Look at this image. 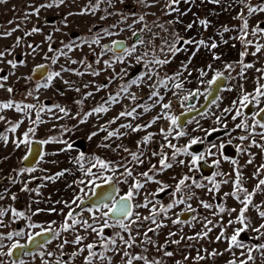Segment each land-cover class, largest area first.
I'll use <instances>...</instances> for the list:
<instances>
[{
	"label": "snow or ice",
	"instance_id": "6c2138e0",
	"mask_svg": "<svg viewBox=\"0 0 264 264\" xmlns=\"http://www.w3.org/2000/svg\"><path fill=\"white\" fill-rule=\"evenodd\" d=\"M106 2L110 8H115L117 4L125 5V11L128 12L125 15V11H115V12H107L105 16H101L100 19L104 20L107 19L108 16H117L119 17L116 23L110 25L109 28L101 29L100 33H97L95 37L91 39L89 42L88 40H83L80 43H62V47L60 49H56L53 47L52 40L53 37L51 34L46 35L45 39L48 42L47 45V53L44 56V59L50 61L51 65H57L58 61L61 57H67L68 52L74 50V48H80L82 44H87L89 48L92 45H101V40L103 37L114 36L118 33L113 31L112 29H116L120 24H126V28H120V31H125L127 29H131V37H135V41L129 46L126 41L123 40H113L111 45H101V53L100 56H103L107 52H112L114 59L110 60H101L100 57L97 58L96 64H104V68L96 70L93 69L91 63H87L86 60H70L71 64H82L85 66V69L88 74L92 76H99L102 71H105L109 68H112L113 64L116 62L125 63L127 58L134 57L137 64H143L145 71L142 74L137 75L134 79H129L126 81L125 84L120 86V90L115 94H109L108 97L102 100L97 106L93 107L90 111L81 113H76L72 115L70 113V109L61 106L59 104H54L52 106H46L42 103L40 104H31V103H20L16 102L14 99H7L4 101H0V121L5 122L8 127L3 131L0 132V142H3L7 145L11 142L14 145V148H20L21 145H24L27 148V153L22 159L27 161L29 159V155L35 154L39 155L40 160H44L45 156L47 155H58L60 152H68L74 150V143L68 139L61 138L64 136L65 133H71L74 129H76V125L72 126H61L60 136H49L46 139H33L37 135V128L39 124L44 123L41 118L42 113H51L52 116L56 119H63L67 117L68 119H77L79 124H85L89 117L91 116H99L100 114L107 113L111 105L119 103V98L121 93L127 94L128 98L133 102V107L125 108L122 110L118 116L114 117L112 120L108 121L104 125H100L98 127V131H92L87 135V139L89 141L93 140L99 132H106V135L103 137L104 143L98 145V147L102 148H111V145L107 143V141L113 138H120L124 135L128 134V131L135 133L141 130H144L148 127H151L158 119H164L169 122V127L167 129H161L160 134L164 137V140L167 141L166 144L161 145V151L158 153L153 151L151 154L152 156H159V168L156 165H152L147 171L138 173L137 176H134L133 173L135 171L134 167H130L129 164H143L145 156V147L149 144L154 134L148 133L145 135L140 141H137L136 147L137 151L133 152L130 151L125 145L118 144L116 145V149H123L124 152H128L131 161L125 163L121 162L116 166H111L112 162H106L104 159H101L99 156H94L89 158V167L85 169V166L82 161H85V154L80 152L78 156L74 158V162L78 164L81 171H83L86 177H89L87 180L79 179L78 181H74L73 184L75 185H83V187L79 188V191L84 193L85 197L91 199V197H97V200L93 203L92 207L87 208V211L91 214L90 219H84L80 217L79 219L77 216L79 215L76 211L77 208H81L84 204V199H82L79 195L74 196L71 202L68 201H58L57 203H63L64 207L68 209L67 213L64 215L63 223L59 226V231H57L53 225L56 223L55 221L49 222L46 227H42L36 223H29L28 228L35 229L40 228L38 232H29L27 233V240L31 243L36 240V237L48 235V239H46L43 243L38 244V247L43 249L47 244H50L52 240L57 239L61 236L64 232H75L77 228L82 229L85 232H89L90 234H95L96 237H99L98 241H93L91 243H85L87 240L86 236L75 234L74 239L69 241L67 239H63L62 242L57 246L60 250L59 257H56L55 264H70L68 261H64L61 259L63 257V249L65 245L72 244L77 246V250L71 253V257L75 258L76 256L80 255L81 253L87 252V255L83 257V264H95V261L99 259L101 264L103 261L107 260L108 264H112V258L107 256L106 253L114 252L121 256L123 264H164L162 259L156 258H149L146 253L148 251L147 248H143L142 252L137 254L132 251L133 248L138 247L140 245H153L157 252H161L164 257H173L175 255L174 252L166 250L167 245L176 244L179 245L182 240H200L208 238L209 233L213 230V227L216 225L212 220H209L207 217L204 218V228L200 233L195 234L194 236H180L179 239H171L175 237L177 233L169 232L168 236L169 239L165 242V244H157L150 236L149 233L157 232L158 229L161 227H165L166 225L163 224L161 220H158L157 217L164 216L167 217V213L172 210L177 205H186L185 211L189 212H196V209L192 207L191 201L194 198V194L191 192L193 187L195 188H203L205 185L197 182L191 176L185 174L180 177L175 186L174 190L170 193L172 196V201L167 205L160 204L158 201H155V197L160 193L165 192L170 186L164 184L162 181L155 179V175L170 169L174 166V164H179L181 166H185L188 168L189 172L196 169V166L200 161L205 160L207 156H215L216 152H213V149H216L217 152L220 153L221 156L225 160L229 159L227 156H224L223 150L226 147L224 142L219 143V145L212 143L210 146L203 152L196 154L190 149L197 144L204 143V139L198 136H190L188 139L187 144L182 147L177 146L176 144L171 143L169 137L172 139H178L180 137H185L188 135L182 126H181V117L171 114L172 109V102L169 100L168 102L165 101V96L162 95L158 90V88H165L168 91H171L172 95L177 97L178 100L181 102V107H185V103L193 99L194 97L204 96L205 100L209 97L214 95L215 91H219V81L222 79H235L234 77H225L224 72L222 71H215L214 75L210 79H204L208 76V72L202 69H196L198 72L197 84L204 85L203 92L200 91L198 87L196 90H187L185 89V83L190 82L187 81L185 73L187 76H191L192 72L188 69V64L191 63V59L196 55V51H199L201 48L207 49L209 52L212 53L213 60H220L221 57L217 55L213 50L218 48V43L209 37L207 40L205 39H196L192 37L186 38L185 36L181 35L179 31L175 30L176 24H182L183 21L180 17H183L188 14V10L181 11L179 5L181 3L184 4H191L192 0H165L162 11L165 16H171L173 13L176 14V18L173 20H168L164 23H160L158 20L153 21L152 26L150 27L146 23L145 16L146 14L137 16L134 11H128L126 0H96L95 4L89 3L84 9H81L77 13L69 12L67 16L61 21L65 27L68 26V17L73 15H86L89 12L93 15L96 14L97 10L100 8L101 3ZM137 4H141L144 7H155L160 4V0H152L151 3L148 0H135ZM223 0H201V3H209V4H222ZM237 4L243 6L246 9V14L248 17L254 16L258 13H264V2L253 5L249 3V0H235ZM7 3V0H0V4ZM66 3V0H49L47 3H42L39 5H31V11L25 13L24 20L28 21L31 17L35 16L39 19V15L42 9H52V8H59ZM155 15V13H152ZM195 16V13H193ZM131 18L132 23L127 24V20ZM235 19L241 20L242 24L239 27V36L237 37L244 50L240 52V60L234 63H225L224 69L229 73L234 69L235 65L238 64L240 67V71L238 72V77L241 79L246 78L245 73L247 69L253 67L252 63H245L244 58L249 55L248 48L254 47L255 51L251 52L252 56H255L257 53H260L264 50V43H260L254 41L250 37H264V27L258 22L255 26L250 28L249 20L246 18L245 13L243 11L239 12ZM11 24L12 21H9ZM199 24L204 29H207L211 25V21L207 18H196L192 22L187 23L184 25V30L187 32L196 24ZM134 24H141L142 27L139 30L133 29ZM170 26V27H169ZM153 27L160 29L162 32L167 33L166 36H161L159 32H153ZM19 30V25L17 27L12 28L11 31H6L0 35L3 37H8ZM54 31H61V29L57 26L54 28ZM91 31V29L89 30ZM230 29L228 26H223L222 31H218L217 35H220L222 38V34L229 32ZM42 28L39 26L34 25L30 31H25L24 36H33L34 34L41 33ZM147 35V39L145 38ZM131 37L129 39H131ZM23 37H16L15 44L12 46L11 49H4L0 51V63H6L10 66L11 69H17L20 66H24L26 64V59H7L8 56L14 57V49L19 48L21 46ZM159 40L160 44L157 46L155 41ZM227 43L228 41H223ZM192 46L196 49L192 53V57L189 58L187 63L181 64V70L177 71L173 74H168L165 72L164 76H160V72L163 71L164 67L170 63L172 60L181 52L187 51L188 47ZM235 45H233L234 47ZM27 49L31 50L29 54H35L37 49L40 48L39 45H33L28 43L26 45ZM143 47L144 51L142 53L139 52V49ZM65 49L67 51H65ZM94 51V49H93ZM50 53L51 55H48ZM132 65H129L131 67ZM208 68H212L213 66L209 64ZM46 69V65L38 64L33 69V72H37L40 70ZM3 69L0 68V73H3ZM257 72H264V69H256ZM69 72L76 76H83L85 75V71H81L78 69L66 67L64 65H60L59 71H48L47 76L45 78V82L38 83L36 85V91H39L41 88H49L52 86L54 79L61 78L62 73ZM127 69L122 68L119 74H115L114 76L108 77V84L112 83L113 80L118 75L121 79L126 76ZM11 75H15V72H12ZM156 77L154 83H150L148 87L151 89L150 95L148 97L149 100H152L153 103L151 105H139L135 102L137 101V95L135 93L130 92V88L132 86L141 87L142 84L147 81H152L153 77ZM17 79H21V77H17ZM23 79L31 80L32 77H23ZM9 80V74H0V89L5 90L9 94L14 92V88L7 86V82ZM65 85L76 92H81V88L76 85L74 81L64 80ZM108 84H100L95 85V91L99 92L102 89H106ZM89 84H84V88H88ZM241 95L239 100H233L231 108H224L223 112L225 114L233 113L231 115V119L236 121L238 117H244L240 120L239 123H236L235 129H239L241 131L247 132V135H240L238 139L243 142L249 140L250 138L259 135L262 139H264V131L257 133L255 129L258 127L264 130V121L257 119V117L264 114V107H260L258 111L252 113L251 115V123L248 122V117L245 116L243 109L249 107L252 104L259 106L261 103H264V84H259L255 88L253 93H248L243 85H240ZM232 89L229 88L228 91ZM28 96H33V92H27ZM63 95V93H61ZM94 96V93L89 91L84 94V99L88 97ZM38 100V97H34ZM84 99L76 100L75 103L77 105H82L84 103ZM221 99L220 96H215V98L211 101L213 105L217 103ZM157 105L160 106L162 113L158 114L156 117H153L152 121L148 124H136L133 126L132 123L121 124L119 128L110 130L109 125L116 123L122 117H129L134 119L139 118L140 113L137 112V108H143V112H148L151 108L156 107ZM207 107V105L205 106ZM6 110H14L17 113H22L28 119H30L31 125L27 128L25 132L22 133L21 136L16 137L10 140L9 133L16 134L17 130L20 128L21 124H23V120L19 121H11L9 120L3 113ZM55 110V111H54ZM188 111L196 110V106L193 104H187ZM35 113V118H31V114ZM56 112L62 115H56ZM205 115V113H202ZM192 121H189L191 123ZM197 125L199 126V121H196ZM215 123L222 125L223 129L227 130L228 125L224 122V117L217 115L215 116ZM121 129H127L128 131H121ZM78 130V129H77ZM203 130V129H201ZM196 131V129H193ZM206 136H210L213 132L220 131V129L213 127L209 130H204ZM225 135H230L227 131ZM33 144L40 146V149L37 151L33 148ZM49 144H59L63 145L57 152H45L43 150V146ZM232 144V139H228L227 145ZM250 147H257L264 150V144L257 143L255 139H251ZM167 147L172 149L171 156L163 151V149ZM116 149H112L115 151ZM236 151L238 153H243L246 151L241 145L236 146ZM179 156H186L190 157V161L186 162L184 159H178ZM52 163H57V161H52ZM213 165L219 166V160H213ZM233 165H237L236 160H231ZM247 163L251 164L252 159H249ZM97 169V172H93V169ZM118 168H122L123 171L118 173ZM264 170V165H260L257 168L255 176H259ZM36 168L33 167H22L19 169L20 173H32L35 172ZM67 169L62 171L56 172L54 175L44 177V179L49 181H55L56 179L63 177L67 172ZM235 172V181L233 182V191L230 193H224V197L232 196L236 199L242 206L240 207L237 215L233 218L231 217V213L236 212L235 208L227 209L224 205H216V211L213 212V215L220 216L222 220V214L227 212L230 216L229 220L227 221V226L232 225H239V227H235L233 232L230 236L225 235L226 227L223 224H220L221 231L219 235L215 237L216 241H220L222 239L227 241L228 247L225 249L226 252L233 253V259L227 261V264H248L249 261L254 260V256L252 255L253 250L260 251L264 250V244H258L254 246L247 245L242 239L241 236L245 234L248 230H251L258 234L257 238L264 237V223L259 224L258 226H254L251 219L246 215L249 208H255L258 212V215L261 219H264V209H261L259 205L253 203V196L256 194L257 191H264V179H259L258 183L253 189L252 192H249L247 188L243 186V177L242 173L238 168H234ZM105 173H111V175H105ZM117 175L119 179H117ZM226 175L224 173L215 172L213 173L212 177H208V180L211 182L212 187L209 188V192L218 191L220 189L221 183H228L227 180H223L221 182H217L214 177ZM129 179H131V183L128 185V190L124 194L120 195V189L117 187L118 183H128ZM175 179V178H174ZM191 181V183H189ZM11 182L14 184L16 180L11 178ZM99 182V183H98ZM148 183H156L159 185L158 189L154 193H145L144 194V203L142 204H134L135 197L140 195L141 190H143ZM103 184H107L110 186L111 191L109 192H97V189L101 188ZM72 185H69L71 187ZM90 188L91 195L85 191V189ZM21 191L25 192H38V189H32L28 187V184L25 183L24 186L21 188ZM8 192V189L4 190V193H0V200L5 198V193ZM151 196L153 199H149ZM13 200H16L17 197L13 193L11 195ZM110 201V203H109ZM155 201V202H154ZM72 205L76 207L73 208ZM149 205L151 207L149 208ZM201 205L205 209L211 210L213 205L204 201H201ZM134 208H149V215L144 216L141 218L138 212L134 211ZM43 209L37 208L32 215H37ZM51 212L57 211L54 207L49 209ZM63 212V209L60 210ZM11 213L12 217L21 218L25 216L24 212L17 211L15 208H0V228L7 227L4 224L3 217ZM177 218L172 219L173 224L179 223H187V221H181L179 219V214H176ZM28 219H31L28 217ZM193 221H198L197 216L192 217ZM142 221H150L151 225L155 227H148L143 233V239L138 243V237L141 235L139 231H137L136 235L132 234V227L139 222ZM212 225L213 227H209ZM119 227L121 232H117L112 237L105 236V229ZM121 233H127V237L122 235ZM25 232L20 231H11L7 232L6 234L0 233V241L7 239L9 241H13L14 237H24ZM119 242V243H118ZM4 245L0 243V248H3ZM28 248V244H21L19 240H15L11 243V246L8 247L7 252L0 251V257L8 256L12 258L16 256L15 250H20V255H34L32 252L26 251ZM100 248L103 251H96L95 249ZM233 249H240V255L236 256L233 252ZM246 250V251H245ZM207 252V250H205ZM45 255L47 257H54L56 254L48 251V252H39V256L41 257V264H51L50 260L44 259ZM218 255H222L219 251L213 250L212 252L208 253V257H215ZM241 257H246V259H242ZM207 257L205 255L197 253V256L194 258L196 261L205 260ZM185 261L192 259L190 256L185 255L183 257ZM0 264H5L4 261H0ZM11 264H25L23 259H12ZM176 264H182L181 261L177 260Z\"/></svg>",
	"mask_w": 264,
	"mask_h": 264
},
{
	"label": "rangeland",
	"instance_id": "374dc122",
	"mask_svg": "<svg viewBox=\"0 0 264 264\" xmlns=\"http://www.w3.org/2000/svg\"><path fill=\"white\" fill-rule=\"evenodd\" d=\"M49 0H7V3L0 4V34L11 31L12 28L17 27L19 25V30L13 32L11 36L3 37L0 35V51L8 48L11 49L12 46L15 44L16 37L20 36L23 37L21 46L19 48L14 49V57L8 56L7 59H26V64L24 66H20L17 69H11L9 65L6 63H0V68L4 70V74H9V80L7 82V86L13 87L16 90L15 94H9L5 90L0 89V100L10 99L11 97L16 101L21 102H34L38 101L43 103L47 102L46 104L52 106L54 104H59L70 109V113L75 115L76 113H81L86 111H90L93 107L97 106L99 103L108 97L109 91L113 88L115 83V79L112 83L108 84V77L113 75L112 68H109L105 71H102L99 76H92L87 73L85 66L82 64H71L70 60H86L87 63H91L93 69L99 70L104 68V64H96V60L98 57L100 59L106 60L107 58L103 55L100 56L101 53V45L104 43H110L114 38H129L131 37V29H127L125 31H120V28H126V24H120L117 26L116 29H112L113 31L117 32V35L108 37L105 36L101 40V45H92L91 48L87 44H82L80 48H74L73 51L68 52L67 57H61L58 61L57 65H51L50 61L44 59L45 54L47 53V45L48 42L46 41L45 37L48 34H51L53 37L52 44L53 47L56 49H60L62 47V43H80L83 40H88L89 42L93 37L96 36L97 33L101 32V29L109 28L110 25L116 23L119 17L113 15L108 16L107 19L101 20V16H105L107 12H115V11H125V5L117 4L115 8H110L106 2L101 3L100 8L97 10L96 14L93 15L90 12L86 15H73L68 17V26L65 27L61 21L64 19L65 16L69 12L77 13L81 9H84L89 3L95 4L96 0H66V3L59 8H52V9H42L39 15V19L33 16L28 21L24 20L25 13L31 11V5H39L42 3H47ZM149 3L152 0H148ZM165 0H160V4L155 7H144L141 4H137L135 0H126V5L128 11H134L137 16L146 14L145 19L146 23L151 27L153 21L158 20L160 23H164L168 20H173L176 18V14L173 13L171 16H165L162 11V7ZM264 2V0H249V3L253 5H257ZM181 11L188 10V14L180 17L183 21L182 24H176L175 30L179 31L181 35L185 36L186 38L192 37L196 39H205L207 40L209 37L214 39L218 43V48L213 50L217 55L221 57L220 60H213L212 53L209 52L205 48L199 49L196 51L194 47V51L197 54L200 52L205 53L201 56V60H205L208 64H211L213 67L209 70L210 72L214 73L215 71L222 70L228 77H234L235 79H231L230 85L224 91L225 99L229 103L233 100H239L241 95V90L238 86V72L240 71V67L238 64L235 65L234 69L229 73L225 71L224 65L225 63H234L240 60V52L244 50L240 40L237 38L239 36V27L242 24L241 20L235 19L237 14L241 11L245 13L246 18L249 20L250 28L255 26L258 22L264 21V13H258L254 16L248 17L246 14V9L243 8L242 5L237 4L235 0H223L222 4H209V3H201V0H192L191 4H184L181 3L179 5ZM134 9V10H133ZM155 13V15H152ZM195 13V16L193 15ZM128 12L125 11V15ZM47 17H53L52 20L47 21ZM207 18L211 21V25L209 28L204 29L197 23L193 29L189 31L184 30V25L189 22H192L196 18ZM9 21H12L10 24ZM132 19L129 18L127 20V24H131ZM39 26L42 28L41 33L34 34L33 36H24L25 31H30V29L34 26ZM101 25L95 31H92L93 26ZM59 27L61 31L57 32L54 31L55 27ZM223 26H228L230 31L223 33L222 38L220 35H217L218 31H222ZM142 27L141 24H134L133 29L139 30ZM170 27V26H169ZM91 29V31H89ZM153 32H159L161 36H166L167 33L162 32L160 29L153 27ZM72 33H77L76 36H70ZM147 39V35L145 37ZM254 41L264 43V37H250ZM228 41L224 43L223 41ZM31 43L33 45H39L40 48L37 49L35 54L31 53L30 49H27L26 45ZM156 45L160 44L159 40L155 41ZM233 45H235L233 47ZM94 49V51H93ZM190 49V46H189ZM205 49V50H204ZM204 50V51H202ZM65 51H67L65 49ZM144 48L141 47L139 52L142 53ZM255 51L254 47H249L247 55L244 58L245 63H252L253 67L246 70L245 77L243 80L246 82V87L248 88L247 92H252L253 83L257 81V79L261 82L264 81V72H257L256 69H264V50L260 53H257L255 56H252L250 53ZM185 53L187 51L179 53L173 60L172 63L166 65L163 71L170 69L173 65L177 67L180 66L178 61H182L181 55L185 57ZM107 54V53H106ZM191 54V53H190ZM48 55H51L48 53ZM184 60V59H183ZM126 62L129 65H132L130 68H133L137 65L134 57L127 58ZM202 62V61H201ZM48 63L50 65V71H59L60 65H64L66 67L78 69L81 71H85V75L83 76H76L69 72L62 73V79L56 78L53 81V84L49 88H41L39 91H36V85L38 83H34L32 80L23 79V77H28L32 67L34 65ZM200 62H197V58H195V62L191 65L189 64V68H194L195 70L199 66ZM142 65L139 74H142L145 71L144 65ZM180 68V67H179ZM127 69V66L125 67ZM168 71V70H167ZM12 72H15V75H11ZM1 74V73H0ZM138 74V75H139ZM17 77H21V79H17ZM64 80L74 81L77 86L81 88V92H76L68 87V85L64 84ZM45 82V80L43 81ZM42 82V83H43ZM236 82V84L234 83ZM152 83V81H145L141 87L132 86L131 92L137 95L136 104L139 105H151L153 103L152 100H149L148 97L150 95L149 91L151 90L148 85ZM84 84H89L88 88H84ZM100 84H108L106 89H102L99 92L95 91V85ZM231 88V91L228 89ZM250 89V90H249ZM32 91L33 96H28L27 92ZM93 92L94 96L88 97L84 99V94L87 92ZM63 93V95H61ZM165 96V101L168 102L169 100L172 102V109L171 114H174L181 107V103H174L175 96L172 93H162ZM121 95L119 98V103L113 104L110 106L109 111L104 114H100L99 116H91L89 117L88 121L85 124H79L77 119H68L67 117L63 119H56L52 116L51 113H42L41 118L44 123L39 124L37 128V137L43 139L48 138L47 136L56 135L59 136L61 132V126L67 125L72 126L76 125V129H74L71 133H65L63 137L64 139L73 140L78 138L82 140L83 149L77 148L74 144V150L68 152H60L57 156L59 158H53L55 155H47L45 156L44 160H40L38 163V168L35 172L30 173V180L34 177H38L42 175L43 170H40L41 167H65L68 171L65 173L63 177L56 179L55 181H49L44 179L43 183L44 186L48 184H52L53 182L63 183L64 189L66 192L68 189H72V192L77 190V187H83V185H75L73 184L74 181H78L79 179L87 180L89 177H86L82 171V175H79L81 169L79 168L78 164L74 162V158L79 155L78 149L82 150L85 154V161L81 163L84 164L85 169L89 167V158L94 156H99L101 159H104L106 162H112L113 166L120 164L121 162H129L131 161V157L128 152H124L123 149H116V145L123 144L125 145L130 151H137V141H140L145 135L148 133L154 134L149 144L145 147V156L143 157L144 163L143 164H129L130 167H134L135 171L133 173L134 176H137L138 173L147 171L152 165H156L159 168V156H152V152H160L161 145L166 144L167 141L164 140V137L160 134V130L167 129L169 127V122L164 119H158L151 127H148L144 130L132 133L127 129H121V131H128L127 135H124L120 138H113L107 143L111 145V148H102L98 147L101 143H104L103 137L106 135V132H99L98 135L93 138V140L89 141L87 139V135L92 131H98V127L100 125L106 124L108 121L112 120L114 117L118 116V114L125 110V108L133 107V102L129 100H125L124 96ZM34 97H38V100ZM84 99V103L82 105H77L75 103L76 100ZM130 103L128 107L127 104ZM55 111V110H54ZM137 112L140 113L139 118L132 119L129 117H122L116 121V123L109 125L110 130H114L119 128L121 124L132 123L133 126L136 124H148L152 121L153 117H156L158 114L162 113V110L159 105L156 107L151 108L148 112H143V108H137ZM9 120L11 121H19L23 120V124H21L20 128L17 130L18 137L22 135L23 132L27 130L28 127L32 126L30 119H28L22 113H17L14 110H6L3 113ZM232 114V113H230ZM56 115H62L56 112ZM31 118H35V113L31 114ZM6 123L0 121V128L5 126ZM78 129V130H77ZM189 133L187 129L185 131ZM12 135L11 133H9ZM14 135V134H13ZM189 139L188 135L185 137H180L178 139H172L171 143L179 144V147H182L184 143ZM76 140L73 143H76ZM251 144L250 140L242 142L243 148L246 149L243 153L239 155L236 159L238 162L237 165H233L230 160H223L221 161L217 172L224 173L226 175L215 176L214 179L217 182H221L223 180H227L228 183H221L220 189L218 191L209 192V188L212 187L210 181H202L201 184L205 185L203 188H195L191 189V192L194 194V198L189 201L193 208L196 209L194 215L198 217V221H193L192 218L187 221V223H179L173 224L172 219L177 218L176 214L179 209L186 208V205H177L172 210L167 213V217L159 216L157 217L158 220H161L165 227H161L157 230V232L149 233V236L156 241L157 244H165V242L169 239V232H175L177 235L172 237L171 239H179L180 236H194L197 233H200L204 228V218L207 217L209 220H212L216 225L213 227L209 225V227H213V230L209 233L208 238L200 239V240H187L184 239L181 241L179 245L176 244H168L166 250L172 251L175 253L173 257H164L161 252H157L156 248L153 245H140L132 249L134 253H141L143 248H147L148 251L144 253L150 259H162L164 264H176V261L179 260L182 264H227V261L233 259L232 252H226L225 249L228 247L227 241L222 239L220 241H216L215 237L219 235L221 228L220 224L225 225L226 231L225 235L230 236L233 232L235 227H239V225H232L227 226V221L229 220L230 216L227 212L222 214V220L220 216L213 215V212L216 211V203H215V196L220 197L221 202L219 205H224L227 209L235 208L237 211L231 213V217H235L242 206L236 199L232 196L224 197V193H230L233 191V182L235 181V172L234 168H238L243 177V186L247 188L249 192H252V188L254 184H256L259 180V176H255L257 168L260 165H264V157H262V149L257 147H250ZM9 143L5 145L3 142L0 145V150H8ZM248 146V148L246 147ZM63 145L59 144H49L44 146V151L51 153L53 151H58ZM77 148V149H75ZM26 147L21 145L20 148L17 149L19 152L18 155L20 156L22 152H24ZM112 149H116L113 151ZM165 153L171 156L172 149L165 147L163 149ZM110 153V154H109ZM113 154V155H111ZM214 158V157H211ZM178 159H184L186 162L190 161V157L186 156H179ZM252 159V163L249 164L247 161ZM263 159V160H262ZM52 161H57V163H52ZM60 168V171L64 170ZM123 171L122 168H118V173ZM188 168L185 166H181L179 164H174V166L170 169H167L157 175H155V179L162 181L164 184L171 186L172 184L175 185L177 180L182 177L183 175L187 174L190 175ZM105 175H111V173H105ZM175 178V179H174ZM117 179L119 176L117 175ZM131 179H129L128 183H119L120 184V191L124 192L128 189V185L131 183ZM190 183V181H189ZM50 184V185H51ZM69 185H72L69 187ZM159 185L156 183H148L146 184L145 188L141 190L140 195L135 197V204H142L144 200L145 193H154L158 189ZM264 188V186H262ZM90 188L85 189L86 192L89 191ZM79 191V190H78ZM80 192V191H79ZM262 199L256 197L253 201L254 204L259 205L260 207H264V191L261 192ZM76 196L74 193H67L65 198H74ZM149 199H153L149 196ZM172 200V196L168 195L162 201H158L155 198V201H158L160 204L166 205ZM154 201V202H155ZM201 201L210 203L213 205L211 210L203 208L201 205ZM263 201V202H262ZM151 205H149V208ZM149 208H135V212H138L139 215L142 217L149 215ZM198 210V211H197ZM246 215L251 219L254 226H258L261 223H264V219H261L258 215V212L255 208L250 207ZM155 227L151 225L150 221H142L137 223L132 227L133 235H136L137 231L140 232V236L138 237V243L140 240L143 239L142 233L148 227ZM250 235L257 233L248 230L247 231ZM124 235V234H122ZM260 240V244H264V237L258 238ZM247 245L254 246L253 244L246 243ZM73 248V246L68 245V249ZM74 249V248H73ZM207 250V252L205 251ZM213 250L219 251L222 255H218L215 257H208L207 254L212 252ZM246 251V250H245ZM201 255H205L207 258L202 261H196L194 258L197 256V253ZM233 252L236 256L240 255V249H233ZM113 253L112 261L114 263L123 262L121 256L117 253ZM185 255L190 256L192 259L185 261L183 257ZM252 255L254 256L253 261H249L248 264H264V250L256 251L253 250ZM242 259H246V257H241ZM107 261V260H105ZM140 264V262H138Z\"/></svg>",
	"mask_w": 264,
	"mask_h": 264
},
{
	"label": "flooded vegetation",
	"instance_id": "af4514ba",
	"mask_svg": "<svg viewBox=\"0 0 264 264\" xmlns=\"http://www.w3.org/2000/svg\"><path fill=\"white\" fill-rule=\"evenodd\" d=\"M52 19H53V17H47V21H50ZM259 23H261V22H259ZM93 31H95V30H93ZM113 40L126 41L129 44V46L132 44V43H130V39L128 41L127 38H114L111 40L110 43H104L103 45H111ZM204 50H202V51H204ZM193 52H194V49L192 48V46H190V49L188 47L187 53L184 54L185 57L182 54L181 55L182 61H178L180 66L177 67L176 65H173L170 69H167L168 71L167 70L161 71L160 76L163 77L165 72H167L168 74H173L177 71H180L181 70V64L187 63L189 61V58L192 57ZM204 54L205 53H203V52H200V54L196 53V55L191 59L190 64L192 65L195 62V58H197V62H200L197 69H202V70H205L208 72V76L204 78L207 80V79H210L212 77V75H214L215 72L214 73L210 72L209 68L207 67L209 64L205 60H201V56ZM104 56L107 58L106 60L114 59L112 52H107V54H104ZM46 64L48 65V71H50V65L48 63H46ZM35 66L36 65H34L32 67V70L29 74V76H31V77H32L33 68ZM126 66H127V73L128 74L126 76H124L123 79H121L118 75L116 76V78L114 80L115 83L113 85V88L111 89V91H109L108 95L117 93L120 90V86L122 84H125L127 80L134 79L139 74L141 68L143 67L142 65L137 64L133 68H130L128 62H125V63L116 62L112 66V71H114L112 76H114L115 74H119L121 72V69L122 68L125 69ZM188 66H189V64H188ZM189 70L192 72V75L187 76V73H185L187 81H190V82L185 83V89L194 91L199 87L200 91L203 92L205 86L197 84V78L199 75L198 72L194 68H189ZM218 71H222V70H218ZM1 74H4V71ZM46 76H47V74H46ZM46 76L39 81H35L33 78L31 80L34 83H42L45 80ZM224 76L228 77L225 73H224ZM155 80H156V77L154 76L152 83H154ZM230 83H231L230 79L220 80L219 81L220 90L216 91L214 96L212 98H209L208 101L205 100L204 96H202V95L199 97H194L193 99H191L190 101L185 103V107H180V108H178V110L176 112H174V115L181 117L180 123H181L183 130L184 131H186L187 129L189 130L188 137L198 136V137H201L204 139V143L194 145L190 149V151H192L196 154H199L200 152L205 151L210 146V144H212V143L219 145V143L224 142L226 144V147L223 150V153H224V156H227L229 158L227 160H230V161L233 159L236 160L239 157V155L241 154V153H238L236 151L237 145H241L243 147L242 142L238 139V137L240 135H247V132L241 131L239 129H235V125H236V123H239L240 120L243 119L244 117H238L236 121H233L231 119V115H233L234 112L232 114H230V113L225 114L223 112L224 108L233 107L231 102L228 103L226 101V99H225L226 97H225V93H224V91L230 85ZM234 83L236 84V82H234ZM237 83H238L239 89H240V85H243L244 89L246 91L248 90V88L246 87L247 86L246 82L243 79H238ZM258 83L264 84V81L260 82L257 79V81L255 83H253V86H254L252 88L253 91L252 92L249 91L248 93H253L255 88L258 86ZM156 90H158L161 94L162 93H171V91H168L165 88H158ZM129 91L131 92V88ZM150 92H151V90L149 91V93ZM15 93H16V90H14V92L12 94H15ZM121 95L124 96L125 100H129L127 94L121 93ZM121 95H120V97H121ZM215 96H220L221 99L219 101H217V103L215 105H213L211 103V101L215 98ZM11 99H13V98L11 97ZM103 99H105V97ZM4 100H7V99H4ZM4 100H0V101H4ZM16 102L30 103V102H21V101H16ZM40 103L41 102H38V101L37 102L36 101L31 102V104H40ZM46 103L47 102L43 101L42 104L49 106ZM174 103L177 104V103H181V102L178 100L177 97H175ZM187 104L195 105L196 110L188 111L187 110ZM206 105H207V107H205ZM127 106L129 107L130 103H128ZM260 107H264V103H261L259 106L252 104L249 107L243 109L245 116L248 117L249 123H251L252 113L258 111ZM202 113H205V115H202ZM217 115L224 117V122L227 123V125H228L227 130L223 129L222 125L215 123V116H217ZM257 119L264 121V114H261V116L257 117ZM189 121H192V122L189 123ZM196 121H199V126L197 125ZM13 122H15V121H13ZM7 127H8L7 124L5 126L1 127L0 132H3ZM213 127L220 129V131L213 132L210 136H206L204 130H209ZM193 129H196V131H193ZM201 129H203V130H201ZM226 131L230 135H225ZM255 131L257 133H259V132L264 131V130L257 127L255 129ZM8 135L10 136V140L18 137L17 136L18 133L14 134V135L13 134L12 135L8 134ZM51 136H56V135L51 134ZM59 136H57V137H59ZM47 137H49V136H47ZM230 138L232 139V144L227 145V141ZM33 139H35V138H33ZM37 139H43V137L42 136H41V138L37 137ZM251 139H255L257 141V143L264 144V139H262L261 136H259V135H256V136L250 138L249 140L251 141ZM76 140H79V139L78 138L73 139V140H71V142H75ZM187 142H188V140L184 143V145L187 144ZM243 142H245V141H243ZM1 144H2V142H0V145ZM34 145H36V144H33V146ZM80 145H82V144L80 143L76 147L80 148ZM176 145L179 146V144H176ZM8 146L10 149L0 150V193H4V190L8 189V192L5 193V198L3 200H0V208H5V209L15 208L17 211L24 212L25 216L21 217V218H15V217L11 216L10 212L8 214H6L2 219L4 221V224L7 225V227L0 228V233L6 234L7 232L22 230L25 232V236L24 237H14L13 241H9L7 239L0 241V243H2L4 245L3 248H0V251L7 252V249H8V247L11 246V243H13L15 240H19V242L21 244H28V248L26 249V251L32 252L34 255L21 256L20 250H15L16 256H14L12 258H9L8 256H2V257H0V261H4L5 264H11L12 259L19 258V259H23L25 264H41V257L39 256V252L43 251L46 253L48 251H51V252L55 253L56 255L54 257H51V258L47 257L45 255L44 259L50 260L51 264H55V259H56V257H59V253H60V250L58 249L57 246L62 242L63 239H67V240L71 241L74 239V235L78 233L80 235L87 237V240L85 241V243H91L93 241H98L99 237H96L95 234H90L89 232H85L80 228H77V230L75 232H64V233H62L60 237H58L55 240H52V242L50 244H47L43 249L39 248L38 244L43 243L46 239H48L47 234L44 236L36 237V240L34 242H31V243L27 240V233H29V232L34 233V232L40 231L39 227L35 228V229L28 228L27 226L29 223H36L42 227H46L49 222L55 221L56 223L53 225V227L57 231H59V226L63 223L64 215L67 213L68 209L64 207L63 203H57V202L58 201L71 202L73 200V197L66 199L65 195L67 193H69V194L74 193L75 195H79L82 199H84V201L87 200L88 198L85 197L84 193L78 191L80 187H77V190L75 192H72L71 191L72 189H68V191L66 192V190L64 189L63 183L53 182L52 184L50 183L51 185L48 184V185L44 186V183H43L44 177L54 175L56 172L60 171V168L64 169L65 167H60V166L59 167H57V166L56 167H41L39 169L43 170L42 175H39L38 177H34L32 180H30V176H28V175H30V173H20L19 175H17V173L19 172V169H21L22 167H29L30 166V167L37 169L39 167L38 163L40 161V157L38 156L35 163L30 165V164H28V163H30L29 159L27 161H24L22 159L26 154H28L27 148L19 156L18 155L19 152L17 151V148H14V145L11 142H9ZM36 146H38V145H36ZM246 147L248 148V146H246ZM77 148H75V149H77ZM43 150H44V146H43ZM212 151L216 152V155L215 156H207L205 158V160L200 161L198 163V165L196 166V169L191 171V173L189 175L199 183H201L202 181H209L208 177H212L213 173L217 172L219 166L217 167L216 165H213V163H212L213 160H219L220 163H221V161L225 160L223 158V156H221L220 153L217 152L216 149H213ZM53 152H57V151L55 150ZM80 152H83V151L78 149V153H80ZM111 155H113V154H111ZM261 155H262V157H264V150H262ZM59 157L60 156H57V155L53 156V158H55V159L59 158ZM211 157H214V158H211ZM220 163H219V165H220ZM111 166H113V165H111ZM208 171H212V173L210 175L206 174ZM93 172H97V169L94 168ZM80 174L82 175V171L79 172V175ZM11 178H14L16 180V183L13 184L11 182ZM259 179H264V170H262L261 177L259 176ZM25 183L28 184L29 188L38 189L39 191L38 192L21 191V188L24 186ZM190 183H191V181H190ZM256 184H254L252 191H253V189H255ZM174 186L175 185L172 184L165 192L157 195L155 197L156 200L162 201L165 197L170 195V193L174 190ZM117 187L120 189L119 183L117 184ZM127 190L128 189H126V191H124V192L120 191V195L127 192ZM109 191H111V188L109 185L102 186L101 188L97 189V192H109ZM261 192L262 191L256 192V194L253 196V201L256 197H259L260 199H262V195H260V194H262ZM13 193L17 197L16 200H13L11 198V195ZM88 193H89V195H91L90 189H89ZM96 199H97V197H96ZM220 202H221L220 197L215 196V203L217 205H219ZM109 203H110V201H109ZM143 203H144V200H143ZM134 204H135V200H134ZM92 206H93V203H84L81 206V208H77L76 211L79 214L77 216V218L79 219L80 217H83L84 219H90L91 214L87 211V208L92 207ZM53 207L57 211H55V212L49 211V209H51ZM72 207L75 208L76 206L72 205ZM37 208L43 209L44 211H41L37 215H32V213ZM61 209H63V212L60 211ZM261 209H264V207L262 206ZM134 210H135V208H134ZM186 212H189V211H185L184 208L179 209L177 211V214H179V219L181 221H188L194 216V212H189V214L184 215L185 218H181L182 215ZM28 217H30L31 219H28ZM176 217H177V215H176ZM117 232H121L119 227H113V228L105 229L104 234L106 237H112ZM121 234H124L125 237H127V233H121ZM132 234H134V233L132 232ZM245 235L247 237L251 238V239L243 240L245 243H250L253 245L260 244V240L257 238L256 234L250 235L248 232H246ZM68 245H69V247L73 246L74 249L73 248L68 249ZM68 245H65V247L63 249L64 255H63V257H61V259H63L64 261L70 262V264H83V257L87 255V252L81 253L80 255L76 256L75 258H72L71 253L73 251L77 250V246L72 245V244H68ZM95 250L98 252L103 251V249H100V248H97ZM106 255L110 256L111 258L113 257L112 252H108V253H106ZM95 264H101V261L99 259H97L95 261ZM103 264H108V261H103ZM112 264H123V262L114 263L112 261Z\"/></svg>",
	"mask_w": 264,
	"mask_h": 264
},
{
	"label": "water",
	"instance_id": "95a60500",
	"mask_svg": "<svg viewBox=\"0 0 264 264\" xmlns=\"http://www.w3.org/2000/svg\"><path fill=\"white\" fill-rule=\"evenodd\" d=\"M133 10H134V9H133ZM260 24H261L262 27H264V21L261 22ZM100 27H101V25H95V26H93L92 31H93V30H97V29L100 28ZM76 35H77V33H72L70 36L72 37V36H76ZM135 39H136L135 37H131V39H130V43H133V42L135 41ZM43 64L46 65V69H44V70H40V71H37V72H33V71H32V78H33L35 81H39V80L43 79V78L46 76L47 72H48V65H47L46 63H43ZM35 67H36V66H35ZM35 67H34V68H35ZM34 68H33V69H34ZM215 92H216V91H215ZM215 92H214V94H215ZM213 96H214V95H213ZM213 96H211V97H209V98H212ZM209 98L207 99V101L209 100ZM80 143H83V141H82V140H78V141H77L76 143H74V144H75V146H78V144H80ZM33 148L36 149V150L38 151V150L40 149V146H36V145H34ZM80 148L83 149V146L80 145ZM38 156H39V155L35 154V152H34L33 154L29 155L30 163H28V164H30V165L34 164L35 161H36V159L38 158ZM26 164H27V163H26ZM211 173H212V171H208L206 174L210 175ZM106 185H107V184H104V185H102V186H106ZM102 186H101V187H102ZM96 200H97L96 197H91V199H87V200H85L84 203H94ZM187 214H189V212L184 213V214L182 215L181 218H185L184 215H187ZM241 239H242V240H246V239H251V238H249V237H247L245 234H243V235L241 236Z\"/></svg>",
	"mask_w": 264,
	"mask_h": 264
}]
</instances>
